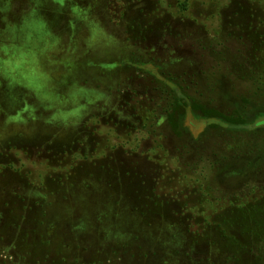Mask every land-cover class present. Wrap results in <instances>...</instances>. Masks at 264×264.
<instances>
[{
    "label": "rangeland",
    "instance_id": "obj_1",
    "mask_svg": "<svg viewBox=\"0 0 264 264\" xmlns=\"http://www.w3.org/2000/svg\"><path fill=\"white\" fill-rule=\"evenodd\" d=\"M257 35L264 0H0V264H264V167L161 100L220 101Z\"/></svg>",
    "mask_w": 264,
    "mask_h": 264
},
{
    "label": "trees",
    "instance_id": "obj_2",
    "mask_svg": "<svg viewBox=\"0 0 264 264\" xmlns=\"http://www.w3.org/2000/svg\"><path fill=\"white\" fill-rule=\"evenodd\" d=\"M252 45V54L244 56L246 54L241 52L239 61L233 59L234 67L223 76L225 80L218 85V90L213 86L208 89L214 91L220 101L206 97L200 89H196L197 95L192 96L182 83L185 79L170 76L166 77L170 87L166 86L167 89L163 91L165 96H161L166 123L179 137H185L183 120L189 108L197 116L217 120L209 127L222 130V137L225 135V139L231 140L222 154L223 176H226V172L241 174L245 169L252 172L264 167V35H257ZM258 49L260 55H253ZM235 80L247 84V87L241 92L237 91ZM252 213H257L259 218L256 215L253 217ZM244 217L252 233L259 235L258 229L264 223V209L247 207ZM233 224L238 225V222Z\"/></svg>",
    "mask_w": 264,
    "mask_h": 264
},
{
    "label": "flooded vegetation",
    "instance_id": "obj_3",
    "mask_svg": "<svg viewBox=\"0 0 264 264\" xmlns=\"http://www.w3.org/2000/svg\"><path fill=\"white\" fill-rule=\"evenodd\" d=\"M188 110H190V108L188 109ZM188 110H187V112H188ZM187 112H186V114H187ZM203 118V117H202ZM205 120H213V122L212 123H217V120H215V119H207V118H204ZM209 125H210V123L209 124H207V126H206V128L207 127H209ZM203 132V131H202ZM245 170H247V169H245ZM245 170H243V171H245ZM242 171V172H243ZM231 174V173H230ZM237 177H239V175H237Z\"/></svg>",
    "mask_w": 264,
    "mask_h": 264
}]
</instances>
